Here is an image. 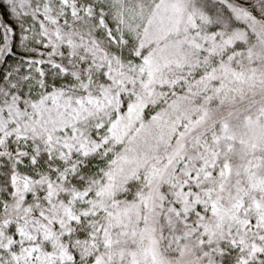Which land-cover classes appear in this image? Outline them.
<instances>
[{"label": "snow or ice", "instance_id": "1", "mask_svg": "<svg viewBox=\"0 0 264 264\" xmlns=\"http://www.w3.org/2000/svg\"><path fill=\"white\" fill-rule=\"evenodd\" d=\"M0 264H264V0H0Z\"/></svg>", "mask_w": 264, "mask_h": 264}]
</instances>
